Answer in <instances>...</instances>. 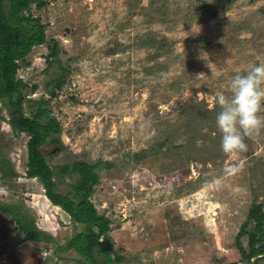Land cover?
Segmentation results:
<instances>
[{"label": "rangeland", "instance_id": "rangeland-1", "mask_svg": "<svg viewBox=\"0 0 264 264\" xmlns=\"http://www.w3.org/2000/svg\"><path fill=\"white\" fill-rule=\"evenodd\" d=\"M45 2L31 12L46 42L17 76L36 87L30 98L50 100L61 127L63 148L43 146L47 163L101 162L90 200L110 219L112 258H122L113 264H241L235 237L251 204L264 211V128L245 137V152L225 154L215 100L264 63V0ZM27 140L0 101V164L12 174L0 170V205L48 236L29 240L0 210V264H80L64 245L84 226L28 176ZM76 179H55L57 190Z\"/></svg>", "mask_w": 264, "mask_h": 264}, {"label": "trees", "instance_id": "trees-1", "mask_svg": "<svg viewBox=\"0 0 264 264\" xmlns=\"http://www.w3.org/2000/svg\"><path fill=\"white\" fill-rule=\"evenodd\" d=\"M32 4L41 9L46 2L0 0V101L8 110L12 128L28 136V176L40 180L45 196L52 205L59 206L71 221L84 226V230L71 237L64 248L73 249L80 255L83 259L78 261L80 264H99V258L104 264H113L122 258L119 255L112 258L113 241L108 234L110 219L100 214L90 200L94 186L99 181L96 169L101 162L75 161L56 166L47 163L43 146L58 145V150L63 148L58 138L61 127L48 106L50 100L30 98L36 87L32 85L27 91V83L17 76L20 63L32 47L46 42L44 24L39 16L32 14ZM56 56L57 47L54 45L47 55L48 62ZM62 82L63 76L59 75L54 79V86L59 88ZM53 94L51 92V96ZM25 102L33 106L29 115L25 114ZM5 165V162L0 164L2 173L12 175ZM72 174L77 175L76 181L69 185V191L60 193L55 179ZM0 210L11 214L29 240L36 242L48 237L45 232L36 229L33 220L21 218L14 206L0 205ZM242 237L246 238L247 247L242 246ZM235 245L241 255V264H264V211L261 204H251L246 220L235 237Z\"/></svg>", "mask_w": 264, "mask_h": 264}, {"label": "clouds", "instance_id": "clouds-1", "mask_svg": "<svg viewBox=\"0 0 264 264\" xmlns=\"http://www.w3.org/2000/svg\"><path fill=\"white\" fill-rule=\"evenodd\" d=\"M226 89L228 94L218 92L215 100L220 108L215 121L221 150L225 154L245 152V137L258 135L264 128V117L259 115L264 110V63L243 68Z\"/></svg>", "mask_w": 264, "mask_h": 264}]
</instances>
